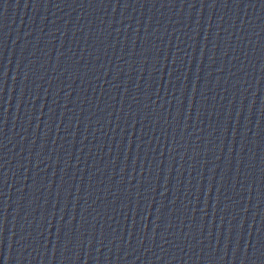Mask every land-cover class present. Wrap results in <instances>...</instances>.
<instances>
[{"label": "water", "instance_id": "obj_1", "mask_svg": "<svg viewBox=\"0 0 264 264\" xmlns=\"http://www.w3.org/2000/svg\"><path fill=\"white\" fill-rule=\"evenodd\" d=\"M0 264H264V0H0Z\"/></svg>", "mask_w": 264, "mask_h": 264}]
</instances>
